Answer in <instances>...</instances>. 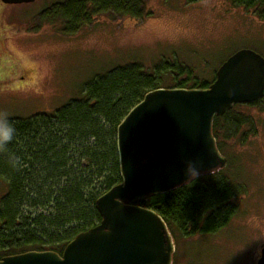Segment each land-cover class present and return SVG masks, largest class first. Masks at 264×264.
Wrapping results in <instances>:
<instances>
[{"label": "rangeland", "instance_id": "obj_1", "mask_svg": "<svg viewBox=\"0 0 264 264\" xmlns=\"http://www.w3.org/2000/svg\"><path fill=\"white\" fill-rule=\"evenodd\" d=\"M55 1L65 0L0 1V112L9 118L50 114L81 99L93 78L131 61L162 72L157 87L171 88L178 85L174 79L187 76V87L211 83L239 49L264 58V17L256 7L230 0H142L134 13L92 9L87 20L65 24L38 15ZM65 3L52 14L65 13ZM249 112L255 133L220 150L242 188L234 217L215 233L177 237L172 264H256L264 245V100Z\"/></svg>", "mask_w": 264, "mask_h": 264}, {"label": "trees", "instance_id": "obj_2", "mask_svg": "<svg viewBox=\"0 0 264 264\" xmlns=\"http://www.w3.org/2000/svg\"><path fill=\"white\" fill-rule=\"evenodd\" d=\"M65 1L43 6L38 15L45 12L66 24L73 19L87 20L92 9L132 12L142 6V0H110V6H104L106 0H74L77 6L73 8ZM230 1L244 8L256 7L264 17V0ZM64 3L65 13L52 14ZM179 70L189 72L185 67ZM161 73L145 71L135 61L127 62L93 78L81 99L50 114L9 118L16 131L7 149L0 151V185L4 187L0 196V257L27 250L61 253L77 233L100 222L96 198L121 182L116 126L145 92L157 88ZM189 79L173 81L178 83L175 87L186 88L209 84L200 81L187 87ZM263 100L264 96L234 105L214 118L212 131L219 150L231 146L236 137L243 142L248 132L255 133V120L249 111ZM241 190L234 173L230 175L225 167L135 204L155 210L175 241L225 227L236 213L235 198Z\"/></svg>", "mask_w": 264, "mask_h": 264}, {"label": "water", "instance_id": "obj_3", "mask_svg": "<svg viewBox=\"0 0 264 264\" xmlns=\"http://www.w3.org/2000/svg\"><path fill=\"white\" fill-rule=\"evenodd\" d=\"M263 96L264 58L250 49L228 56L207 87L148 90L116 126L121 182L96 198L100 222L77 233L61 253L27 250L1 256L0 264H172L175 242L165 220L135 202L188 183V160L200 175L225 168L227 159L212 131L214 118ZM256 264H264V245Z\"/></svg>", "mask_w": 264, "mask_h": 264}, {"label": "clouds", "instance_id": "obj_4", "mask_svg": "<svg viewBox=\"0 0 264 264\" xmlns=\"http://www.w3.org/2000/svg\"><path fill=\"white\" fill-rule=\"evenodd\" d=\"M15 131V127L9 120L8 114L0 112V151L7 149L15 136ZM184 172L188 178L187 182L191 181L194 183L200 175V169L192 160L186 161Z\"/></svg>", "mask_w": 264, "mask_h": 264}, {"label": "flooded vegetation", "instance_id": "obj_5", "mask_svg": "<svg viewBox=\"0 0 264 264\" xmlns=\"http://www.w3.org/2000/svg\"><path fill=\"white\" fill-rule=\"evenodd\" d=\"M6 5H8V4H6Z\"/></svg>", "mask_w": 264, "mask_h": 264}]
</instances>
